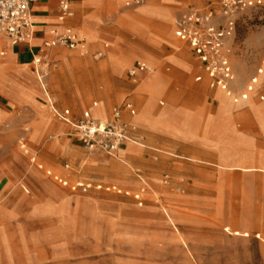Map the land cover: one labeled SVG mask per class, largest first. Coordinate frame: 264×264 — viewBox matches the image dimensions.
<instances>
[{
    "label": "rangeland",
    "instance_id": "obj_1",
    "mask_svg": "<svg viewBox=\"0 0 264 264\" xmlns=\"http://www.w3.org/2000/svg\"><path fill=\"white\" fill-rule=\"evenodd\" d=\"M99 1L82 9L89 19L86 39L78 33L82 49L59 46L51 55L43 48L40 63L24 67L22 75L35 82L33 68L42 70L52 103L76 119L92 101L100 104L99 92L108 93V110L129 95L135 120L162 114L170 132L136 123L139 145L129 142L131 151L108 155L71 135L41 90L37 108L0 103V264H264V165L256 164L264 157H246L241 169L230 167L229 150L226 162L218 159L221 149L234 146L231 136L248 138L238 146L244 154L264 156V118L248 107L264 111L257 96L264 95V83L247 101L238 96L264 55V7L237 16L227 44L235 80L230 95L217 91L218 100L207 79L194 81L202 74L198 62L173 35L187 5L209 0H142L133 7L127 0ZM74 22L78 27L76 12ZM121 54L132 56L126 67V59L115 56ZM183 54L192 66L178 64ZM109 55L115 69L125 67L119 80L110 76ZM135 59L167 78L149 115L148 108L140 114L143 99L134 101L125 88ZM4 67L0 63V81L13 82L16 66ZM225 100L237 107L224 112ZM99 109L96 118L105 122ZM241 157L232 163L244 164Z\"/></svg>",
    "mask_w": 264,
    "mask_h": 264
},
{
    "label": "crops",
    "instance_id": "obj_2",
    "mask_svg": "<svg viewBox=\"0 0 264 264\" xmlns=\"http://www.w3.org/2000/svg\"><path fill=\"white\" fill-rule=\"evenodd\" d=\"M93 1L94 0H70V6H71V9L73 11V15L71 17L61 19L60 18L61 12H60L58 0H31V3H30V13H31V21H32L31 36L28 39H26L24 42H21V43L15 44V45L11 44L7 40H2V48L5 52V54L1 59V64L3 66H5L4 70H6L9 65H14V67L16 66V70L14 71V74L9 77V78H12L14 80L13 82L3 84L0 81V103H5V104H9V105L29 104L32 108H37V106H36L37 102H36L35 96L39 95L40 90H41V92L44 93V96L47 98V100L49 102V109L51 110L52 116L54 118H56V117L53 115L52 109H55L61 113H66V117H67L68 121H70V122H74V121L80 119L84 115L85 112H88L89 115L91 116V118L97 119L96 117H99V112H100L99 111V105H102V108L105 112V121L113 120V109L115 107H117L120 109V119L122 121L131 123L133 125L136 123H141V124H143V126H146L147 128H151V129L156 130V131L169 133L170 128H171L170 124L161 122L162 117H163L162 114L159 115L154 120H152L148 116L150 121L149 120H147V121L135 120L136 109H135V106L133 105V102L129 99V95L127 97H125L119 105H115L110 110H108V104H109L110 97H109L107 92H99L98 95L101 99L100 104H98L97 101H92L91 105L81 113V115L79 116L78 119H76L73 117L70 109H68V108L60 109L52 103L51 99L49 98V96L47 94L46 88H44L41 85V81L37 77L35 67L33 68L35 80H36L35 82L25 80V77L22 75L24 67L33 63L36 56H39L42 53V51H44L43 43H44V41H46L50 38V32L52 29H55L59 32L70 31V32H73L76 34L79 33L81 37L83 36L85 38L83 29L87 30L86 25L89 23V19H88V17H85V16L83 17L81 15V13L83 11L82 9H85V10L89 9L92 4H97V6H99V4L101 5V1H99V0H96L94 2ZM203 1H205V0H200V2H203ZM140 2H142V0H140ZM139 3L133 4L130 6H126V5L125 6L126 7H133L135 5H138ZM110 4L116 5L117 1H111ZM145 6L151 7L149 5V3L146 4ZM143 8H144V6L141 8V10ZM151 8L153 10V7H151ZM190 9H199V10H204V11L211 9L217 13L218 12V5L216 3V0H209L204 6H201V7L194 6V5H187L185 7V10L183 11V13L187 10H190ZM152 10L149 11L151 16L154 14V11H152ZM75 12L78 15V21H79L78 27L75 26V22H74V13ZM182 14H180L179 17L177 19H175V21H174L175 25L173 28V35L177 39H179V37L177 35V23H178V20ZM146 17L149 18V16H146ZM90 42H93V40ZM58 48H59V46L48 47V48H46V52H47V54L52 55V54L57 52ZM192 54H193L195 61L198 62V67L202 73L201 75L195 76L194 81L199 82L203 78H205V79H207L209 88L214 90L215 98H217L216 97L217 91H221L224 93L225 96H227L225 94L226 93L225 91H223L217 87L211 86V84H210L211 80L208 77L206 71L204 70L202 63L198 60V58L194 55L193 52H192ZM115 56L116 57L120 56L122 58H125L126 61H124V62H126L127 64L132 59V56L127 55V54H121V55H115ZM115 56L113 55L112 57H115ZM178 56H179V57H177L179 59L178 64H180L182 67L186 66L185 68H188V67L192 66L191 62H189L187 59L184 60V54L178 55ZM112 57H111V55H109V57H108L109 67H110L109 73L113 79H116L117 76H119L121 74V72L124 70V68L127 66V64L125 65L124 68L117 67L115 69L110 62V58H112ZM181 57H183V58H181ZM137 61L144 62L150 67L149 63H147V61H145L143 59L133 60L131 65L129 66V68L126 71V75L129 79V81H125V88L127 90H129L131 98L134 99V101L138 102L139 99H143V105H142L140 114L143 112L144 108H148L147 110H148V115H149L152 111L153 100L160 94L162 88L165 86V84L167 82V78L164 75H161L159 73L152 74L153 70L140 71V72H137L134 76H129L128 70ZM94 67H96V66L95 65L93 66L94 71H96L95 70L96 68H94ZM258 68H262V72L260 74L257 73ZM258 68L256 69L255 74L252 76V77H256L257 81H256V83L253 84V89L247 93L248 96L250 94L254 93L256 86H259V85L264 83V76H263V78L261 77V75L263 73L264 65L260 64ZM251 78H250V80H251ZM117 79L119 80V78H117ZM250 80H249V83H250ZM92 81L95 83H98L97 78L92 79ZM36 82H38L41 85L40 88H39V86L36 85ZM233 82L230 84V88L232 87ZM249 83L247 85H249ZM247 85L245 86L242 93L246 92ZM242 93H240V94H242ZM59 94L61 95L62 93H59ZM240 94L238 96H240ZM72 95H75V97H76V93H73ZM248 96L246 99H242V98H239V99L241 101H247ZM257 96H258L260 101L264 100V95L262 94V92L261 93L259 92L257 94ZM76 99H77V97H76ZM67 102H69L73 106H75L77 100H75L74 104H73V102H71L69 100ZM233 102L236 103L234 100H233ZM126 103L130 104L131 107L126 108L125 107ZM224 103H226V106L223 109L224 112H226V111L228 112L231 109H234L237 107V105L236 106L230 105L229 102H227L226 100L224 101ZM159 104L162 105L163 102L160 101ZM248 107H249V110L252 113H255L257 116H259V118H262V119L264 118V111H258L257 106L253 107V108L251 106H248ZM207 119L209 121L214 120L213 117H208ZM68 121H61V122L70 126V122H68ZM57 128H59V127H57ZM203 131L205 133L216 132L215 130H204V129H203ZM260 131H261L262 135L264 136V128H260ZM134 135L136 136V139H137L138 136L136 135V132L134 133ZM229 140L231 142H233L234 146H231L230 148L221 149V151L219 152V155H218V159H219L220 163L226 162L225 153L227 150H229L230 153H232V155L230 156L229 162L231 164L235 165L234 168H240L241 169L243 166H245L247 164V161L244 160L246 157L255 158L254 157L255 154H257V156H258L257 158L262 159L264 157L263 155H260L259 153H254L253 151H246L245 154L243 153L244 151L241 152V150L238 146L243 144V142L248 143L249 142L248 138L231 136V138ZM129 142H131V141L125 142L119 151L120 152H122L124 150L126 152L131 151L132 146L129 145ZM133 143H135V142H133ZM135 144L139 145V143H135ZM128 147H130L131 149H128ZM236 154H238V155H236ZM239 156H242L240 159L244 162V164L232 163V161ZM220 163H219V165H220ZM256 164L264 165L261 162H257ZM136 197L138 198V195ZM245 236H247V235H245Z\"/></svg>",
    "mask_w": 264,
    "mask_h": 264
},
{
    "label": "built area",
    "instance_id": "obj_3",
    "mask_svg": "<svg viewBox=\"0 0 264 264\" xmlns=\"http://www.w3.org/2000/svg\"><path fill=\"white\" fill-rule=\"evenodd\" d=\"M60 18H68L73 15L70 0H58ZM140 0H127L126 6L139 3ZM31 0H0V63L5 52L2 48V40L11 44L24 42L31 36ZM218 12L211 9H190L185 11L177 23V35L179 39L187 43L194 55L202 63L204 70L211 80V86L217 87L231 94L230 84L235 80V74L230 69L227 57V44L236 32L237 16L247 8L264 7V0H216ZM53 46H65L69 49H80L84 46V40L78 34L66 31L59 32L52 29L50 38L43 43L44 48ZM34 64L40 63V57L34 59ZM264 65V55L261 61ZM36 68V67H35ZM146 63L137 61L128 70L129 76H134L140 71H150ZM262 68L257 69L260 74ZM37 77L42 79V70L36 68ZM256 77H252L246 92L239 98L246 99L248 92L253 89ZM233 100L237 102L238 98ZM126 108L131 105L126 103ZM53 115L61 121H68L66 113L52 109ZM70 122V121H68ZM70 134L78 138L83 145L91 151L99 150L108 155L116 154L127 141L134 142L135 125L120 119V109H113V120L101 123L93 119L88 112L70 122ZM164 183L167 182L165 176Z\"/></svg>",
    "mask_w": 264,
    "mask_h": 264
},
{
    "label": "bare ground",
    "instance_id": "obj_4",
    "mask_svg": "<svg viewBox=\"0 0 264 264\" xmlns=\"http://www.w3.org/2000/svg\"><path fill=\"white\" fill-rule=\"evenodd\" d=\"M175 25V24H174ZM76 59V58H75ZM73 60V59H72ZM126 61V60H125ZM122 63H121V67H122V64H123V66L126 64V62H124V60L123 61H121ZM94 66V65H93ZM60 80V79H59ZM58 82V81H57ZM40 85V84H39ZM41 85L44 87V88H46L45 87V84H44V82H42V79H41ZM40 85V86H41ZM99 116H102V111L99 109ZM145 112V109L143 110V113ZM139 120V119H138ZM150 120V119H149ZM101 123H104V122H102V121H100ZM250 166V165H249ZM230 167H235V165L234 164H231L230 165ZM256 167H257V165H256ZM260 167V166H259ZM251 168H255V167H251ZM260 169H263L264 170V168H260ZM259 236V235H258Z\"/></svg>",
    "mask_w": 264,
    "mask_h": 264
}]
</instances>
